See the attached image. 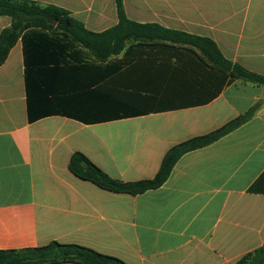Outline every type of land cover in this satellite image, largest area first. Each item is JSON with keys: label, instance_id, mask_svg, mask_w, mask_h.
Listing matches in <instances>:
<instances>
[{"label": "crops", "instance_id": "0c3cea01", "mask_svg": "<svg viewBox=\"0 0 264 264\" xmlns=\"http://www.w3.org/2000/svg\"><path fill=\"white\" fill-rule=\"evenodd\" d=\"M29 1L58 6L96 33L119 23L115 0ZM123 2L129 19L208 37L264 76V0ZM10 26L0 17V33ZM259 101L252 120L184 155L160 189L111 193L69 170L81 152L114 179H153L171 147ZM263 172L264 87L236 81L204 106L93 125L62 116L30 123L21 40L0 67V250L56 241L127 264H235L264 248V195L247 192Z\"/></svg>", "mask_w": 264, "mask_h": 264}, {"label": "trees", "instance_id": "16d2710c", "mask_svg": "<svg viewBox=\"0 0 264 264\" xmlns=\"http://www.w3.org/2000/svg\"><path fill=\"white\" fill-rule=\"evenodd\" d=\"M115 3L118 25L96 33L58 6L0 0V17L11 19V26L0 33V67L21 40L30 123L62 116L93 125L204 106L236 81L264 87V76L227 59L214 40L135 22L128 18L123 0ZM259 105L260 101L210 133L171 147L153 179H114L81 152L72 155L69 170L111 193L138 196L160 189L184 155L239 129L255 117ZM247 192L264 195V172ZM0 264L127 263L85 246L54 241L36 248L0 250ZM235 264H264V248Z\"/></svg>", "mask_w": 264, "mask_h": 264}, {"label": "water", "instance_id": "95a60500", "mask_svg": "<svg viewBox=\"0 0 264 264\" xmlns=\"http://www.w3.org/2000/svg\"><path fill=\"white\" fill-rule=\"evenodd\" d=\"M11 31L14 32V29H12Z\"/></svg>", "mask_w": 264, "mask_h": 264}]
</instances>
